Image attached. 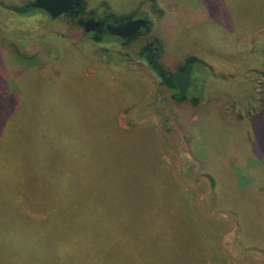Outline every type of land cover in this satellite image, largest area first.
<instances>
[{"label":"rangeland","instance_id":"374dc122","mask_svg":"<svg viewBox=\"0 0 264 264\" xmlns=\"http://www.w3.org/2000/svg\"><path fill=\"white\" fill-rule=\"evenodd\" d=\"M34 1L0 0V245L23 250L0 264H40L20 236L84 206L142 209L159 264H200L195 244L203 264H264V0H86L83 17L150 20L128 44L4 6ZM152 37L171 72L198 58L182 101L136 57Z\"/></svg>","mask_w":264,"mask_h":264},{"label":"trees","instance_id":"16d2710c","mask_svg":"<svg viewBox=\"0 0 264 264\" xmlns=\"http://www.w3.org/2000/svg\"><path fill=\"white\" fill-rule=\"evenodd\" d=\"M34 3L35 1L22 5H2L19 14H30V12H32L31 10L35 9L33 6ZM85 12L86 0H75L71 9L63 15L76 20L78 25L83 29V24L89 17H83ZM130 18H132L130 14L109 12L103 18L96 19L100 24L96 31L84 33L93 41L100 42L107 36H110L105 28L107 23L117 24ZM145 20L147 24L144 28L127 39H121L123 44H128L139 35L149 31L150 20ZM162 51L163 48L159 38L152 37L137 49L136 57L146 62L149 68L158 76L160 83L171 91L170 95L172 98L177 101H182L187 97V93L181 95L178 92L174 82L170 78L172 72L163 64ZM122 60H127V58L123 56L120 57L118 61ZM196 61H198V58L195 56L187 57L185 64L177 71L183 70L187 65L193 64ZM192 99L195 102L198 101V97L194 96ZM7 115L8 113L6 112L5 116ZM119 211V208L106 206L70 207L67 225H64L60 218L55 225L52 237H20L26 244L31 246V248H28V252L36 250L40 253V264H83L86 257L87 264H144L148 260L152 261V264H159V240L152 239L146 231V228H140L139 225L132 220L134 215L141 219L143 217L141 213L143 210L133 207L128 221H122L120 219V221H116L115 223V219L120 213ZM123 223L127 228V233L125 229L120 232L119 225ZM141 223L145 224L146 222L141 219ZM157 230L159 231V228H157ZM163 235H165V233H163ZM129 237H131V239ZM17 238L18 237L3 239L1 242V256H3L4 259V254L23 253L22 248L18 246L17 242L21 239ZM133 240L136 242L140 240L142 242V247L146 250H144L145 256L142 255L140 249L138 250L140 246H138V248L134 247V250L138 251V254L133 251L137 254L135 255V260L138 258V261H135L130 254H124L129 253V251H126L128 249L127 242L130 241L131 243ZM5 243L13 245L7 247ZM149 256L152 259H149ZM191 256L198 258L200 264L204 263L197 244H195ZM4 261V264H14V259Z\"/></svg>","mask_w":264,"mask_h":264},{"label":"water","instance_id":"95a60500","mask_svg":"<svg viewBox=\"0 0 264 264\" xmlns=\"http://www.w3.org/2000/svg\"><path fill=\"white\" fill-rule=\"evenodd\" d=\"M75 0H36L33 6L37 9L45 11L52 19L68 12ZM147 22L144 18H130L117 24L107 23L105 28L107 32L120 39H127L137 33L146 26ZM99 21L94 18H88L83 24L85 33L94 32L99 27ZM192 64L187 65L181 71H174L170 74V78L174 82L178 92L185 95L191 85Z\"/></svg>","mask_w":264,"mask_h":264},{"label":"crops","instance_id":"0c3cea01","mask_svg":"<svg viewBox=\"0 0 264 264\" xmlns=\"http://www.w3.org/2000/svg\"><path fill=\"white\" fill-rule=\"evenodd\" d=\"M255 175H257V174H255ZM255 175H254V176H255Z\"/></svg>","mask_w":264,"mask_h":264},{"label":"flooded vegetation","instance_id":"af4514ba","mask_svg":"<svg viewBox=\"0 0 264 264\" xmlns=\"http://www.w3.org/2000/svg\"><path fill=\"white\" fill-rule=\"evenodd\" d=\"M116 37V36H115Z\"/></svg>","mask_w":264,"mask_h":264}]
</instances>
